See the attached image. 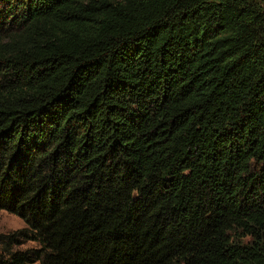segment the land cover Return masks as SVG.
Returning <instances> with one entry per match:
<instances>
[{"label": "trees", "instance_id": "1", "mask_svg": "<svg viewBox=\"0 0 264 264\" xmlns=\"http://www.w3.org/2000/svg\"><path fill=\"white\" fill-rule=\"evenodd\" d=\"M0 210V264H264V0H0Z\"/></svg>", "mask_w": 264, "mask_h": 264}, {"label": "rangeland", "instance_id": "2", "mask_svg": "<svg viewBox=\"0 0 264 264\" xmlns=\"http://www.w3.org/2000/svg\"><path fill=\"white\" fill-rule=\"evenodd\" d=\"M24 227L25 224L20 218L0 210V234H8L11 232H15ZM34 247H37V245L28 242L25 245L21 246L19 249L25 250Z\"/></svg>", "mask_w": 264, "mask_h": 264}]
</instances>
